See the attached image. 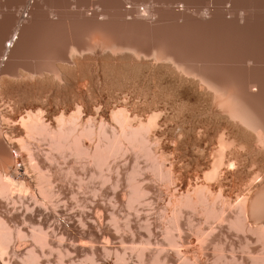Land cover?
<instances>
[{
  "label": "bare ground",
  "instance_id": "bare-ground-1",
  "mask_svg": "<svg viewBox=\"0 0 264 264\" xmlns=\"http://www.w3.org/2000/svg\"><path fill=\"white\" fill-rule=\"evenodd\" d=\"M190 1L0 0L1 199L55 209L59 196L44 161L71 157L105 180L110 162L132 154L165 193L163 240L179 263L264 264V29L255 14L264 0H198L208 11L197 8L194 17ZM12 150L21 181L8 178L19 171ZM138 177L128 178L130 211L150 194ZM185 213L189 226L200 219L186 239ZM210 221L250 235L242 257L210 240ZM39 225L27 234L0 216V264H40L44 250L55 251L57 240L51 245ZM129 252L105 247L100 263L94 252L74 261L59 250L55 261L132 264L135 255L137 264H170L157 255L147 262L144 246Z\"/></svg>",
  "mask_w": 264,
  "mask_h": 264
},
{
  "label": "rangeland",
  "instance_id": "rangeland-1",
  "mask_svg": "<svg viewBox=\"0 0 264 264\" xmlns=\"http://www.w3.org/2000/svg\"><path fill=\"white\" fill-rule=\"evenodd\" d=\"M197 1L198 0L188 2L190 7L188 5L187 6L191 8L189 11L191 13L193 12L192 16L194 17L196 16L195 11H198L197 8H201L202 11L200 12V15L205 16L208 10L206 9L205 14H203V9L205 7H203L204 5H201V3H199V6H197ZM34 3L35 1L30 2V8L28 7L29 10L26 9V12L23 14L24 18L29 19L27 14L33 8ZM40 4H44L46 7L47 2L40 1ZM207 5L210 8L212 7L214 10L216 9L215 3L213 2H209ZM229 6V4H226L225 7L228 8ZM72 7L74 8V6ZM219 7H223V4L219 5ZM12 11L15 12L16 9L13 8ZM224 13L225 12L222 14ZM255 14H257L259 17L258 19L261 22L260 25L262 26V29H264V7L259 8ZM229 16L230 15H227L226 17L228 18ZM50 18L56 19V17H53V15L50 16ZM181 20L179 21L181 22ZM10 38L15 39L16 35H13V37L10 36ZM219 44H223L222 40L219 42ZM9 46H11L10 42L6 43L7 49ZM4 59H6V57H3L0 61H5ZM1 67L3 68L4 65H1ZM191 138L194 140V142L198 141V137H195L194 135H192ZM172 145L174 146V144ZM44 149L46 150V146L43 145L38 152L39 159L41 160L43 159ZM12 154L14 155L16 161V168H18L19 171L17 175L10 173L11 176H8V178L12 182L21 181L24 176L22 162L14 150H12ZM192 154L199 156V154H195V152H192ZM127 155L128 157H126ZM131 155L132 154H126L124 158H122V156L110 162L109 167L103 172L105 180H102L98 176V172L92 165L86 162L77 161L71 157H68L67 159L55 157L54 163L51 165L50 163L44 161V166H49L52 174L54 175L53 185L55 184L54 190L56 195L60 198L59 199L57 197V201L59 200L57 205L60 204L59 207H56L55 209L51 207H40V209L39 207H35L32 211H30L31 209L25 210L19 205V207L17 206L18 208H16V206H12L10 202L8 203V201L0 198V216L4 218L5 221H7L9 227L12 229H14V227H20L22 230L25 229L23 231L27 232V234H29L31 226H38L41 222L39 227L44 228V230L48 231V233L50 232L49 239L51 241V245L57 240L56 243L52 245V247L54 246L53 250H61V252L70 250L71 255L74 254L72 255L74 261L82 260L86 254L94 252L96 253L99 262L104 263L107 260L106 256L104 255L105 247H107L110 251H118L120 253L123 249H126V251L130 254L129 250L131 248L144 246L147 262H150V259L154 255H157L160 256L161 260L166 258L167 262L170 264H181L172 256L170 250L167 248L166 242L163 240V220L162 214L160 212L162 211L161 206L163 209L162 201L164 200L163 198L165 197V193L162 190L161 185L158 182L153 181L150 177V174L145 170L146 163L144 160L140 159L138 162H135V158L133 155L131 157ZM132 172H137L139 175L138 181H140V183L143 185L142 187L146 191H150H147V193L149 192L150 194H147L149 197L146 195L148 198L145 197V204H152L149 206L145 204L136 206L134 208L135 210L131 209L133 212L130 211L128 207H126V199L129 193L128 178ZM135 212H138V214ZM185 214H183V217H181V227L183 229L182 233L184 232L182 236L184 239L194 235L195 231L193 227H195L194 225L197 224V222L199 223L200 220L196 215V217H194V215L190 216L191 221L196 219V223L192 225L194 223L193 221L191 222V226H189L190 224L188 225L187 223L188 214ZM112 216L116 217L114 221L112 220ZM192 217L195 219H192ZM27 222L32 223L30 225ZM12 224H14V226ZM209 224H211L210 226L212 228V232L209 235L210 240L212 241L214 238L215 240L212 242H218L219 240V243H223L224 250L228 255L232 249L236 256L242 257L241 245L245 242V240H247V237L250 239V235L246 236L245 234L234 231V229L230 228V225L227 221H210ZM115 225H118V228L113 227ZM145 225L149 226L147 227ZM22 226H26V228H22ZM149 227H151V230ZM203 228H208V224H205ZM114 229L119 231L117 232ZM243 235H245V238ZM62 236L65 240L63 239L62 242L58 243L59 239L57 238H61ZM106 238L109 239L108 245H105L104 243V239ZM241 239L243 242L240 241ZM239 241L241 243H239ZM29 242L30 241H27V245H30L31 242ZM13 246H15V244L11 245V250L14 252L15 250ZM62 247L64 249H62ZM251 249L253 251H257L259 248L258 246L252 244ZM56 250H44L46 255L45 257L44 255L40 257V262L42 261L40 264H57L55 261L57 253ZM20 251L21 250L17 252V255H19V253L20 255L22 254V251ZM211 257L212 254L210 250L209 259H211ZM131 258L132 264H137L135 255H131Z\"/></svg>",
  "mask_w": 264,
  "mask_h": 264
}]
</instances>
